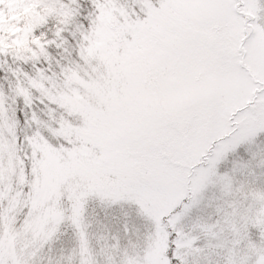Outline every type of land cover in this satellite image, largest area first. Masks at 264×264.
Returning <instances> with one entry per match:
<instances>
[{
	"label": "snow or ice",
	"instance_id": "obj_1",
	"mask_svg": "<svg viewBox=\"0 0 264 264\" xmlns=\"http://www.w3.org/2000/svg\"><path fill=\"white\" fill-rule=\"evenodd\" d=\"M0 264H264V0H0Z\"/></svg>",
	"mask_w": 264,
	"mask_h": 264
}]
</instances>
